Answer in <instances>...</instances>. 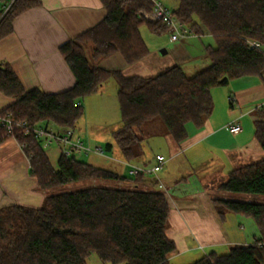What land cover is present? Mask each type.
I'll list each match as a JSON object with an SVG mask.
<instances>
[{"label": "trees", "instance_id": "obj_1", "mask_svg": "<svg viewBox=\"0 0 264 264\" xmlns=\"http://www.w3.org/2000/svg\"><path fill=\"white\" fill-rule=\"evenodd\" d=\"M102 21L60 46L75 75V84L59 93L39 88L26 90L7 62L0 63V91L14 102L0 113H10L30 125L75 127L83 115V99L110 79L117 82L122 125L113 138L127 161L144 155V143L156 135L158 119L176 145L189 136L188 125L201 128L214 110L212 89L242 76L264 75V0H178L172 9L197 35L211 34L216 46H207L211 64L193 76L173 65L155 76H127L120 69L96 61L120 52L128 63L149 53L141 34L146 24L153 31L168 30L163 22H149L141 10H152L154 0H101ZM41 0H0V39L14 30V19L41 6ZM91 44V58L86 52ZM254 136L264 151V105L256 110ZM156 126V125H155ZM15 137L25 145L37 188L47 191L77 181L123 183L141 180L60 154L54 167L33 132L8 134L0 125V139ZM113 144H106L111 150ZM223 193L264 195V157L234 168L218 186ZM218 213L252 217L260 237L229 252H210L189 264H264V202L216 196ZM170 203L162 190L134 187L88 186L45 195L40 207L11 204L0 207V264H89L95 253L104 264H172L177 244L167 234Z\"/></svg>", "mask_w": 264, "mask_h": 264}, {"label": "crops", "instance_id": "obj_2", "mask_svg": "<svg viewBox=\"0 0 264 264\" xmlns=\"http://www.w3.org/2000/svg\"><path fill=\"white\" fill-rule=\"evenodd\" d=\"M41 1V6L19 14L14 19L13 32L0 39V63L11 65L26 90L39 88L46 93H59L76 81L60 46L102 21L107 11L101 0ZM175 1L176 7L178 0ZM146 29V36L142 31L141 34L149 53L142 59L130 64L116 52L96 62L107 69H120L127 76H155L173 65L182 66L188 76H193L211 64L207 46H216L211 34H190L171 41L167 29L153 31L148 25ZM227 84L231 86L229 90L220 91L218 97L212 89V114L201 128L188 126L189 136L182 144L176 145L166 135L170 158L189 167L190 172L172 175L162 168L156 176L143 175L141 180L130 178L123 182L167 194L170 203L167 234L177 244V251L170 255L172 264H189L210 252L225 254L234 245H248L260 237L252 217L232 212L221 216L212 200L220 191L217 186L231 170L264 157L254 136L256 110L264 105V75L242 76ZM106 86L107 82L99 91L103 93ZM115 87L118 89L117 82ZM13 102L14 98L0 91V112ZM233 123L241 125L239 132L230 130ZM76 131L82 138L85 136L83 130L76 128ZM85 133L90 135L88 131ZM104 137L100 139L103 141ZM101 143L90 138L88 145L103 149ZM113 148L114 144L108 151ZM144 151L143 156L133 161L107 157L99 163L100 157H95L97 162L91 163L134 178L133 166L152 163L159 154H150L145 148ZM192 169H199L200 173ZM22 189L28 192L29 200L23 199L25 202L17 200L20 199L17 192ZM44 198L22 145L15 137L0 139V207L15 203L40 207Z\"/></svg>", "mask_w": 264, "mask_h": 264}, {"label": "rangeland", "instance_id": "obj_3", "mask_svg": "<svg viewBox=\"0 0 264 264\" xmlns=\"http://www.w3.org/2000/svg\"><path fill=\"white\" fill-rule=\"evenodd\" d=\"M163 3L170 7L171 9L175 8L174 2L175 0H162ZM143 25L141 28L142 34L144 37L146 36V28L147 25ZM205 36H208L205 35ZM148 42H150L148 40ZM213 45H215V40L212 42ZM264 49V46H263ZM86 52L88 56L91 58V44H88L86 48ZM115 78H110L107 81V86L105 91L102 93L100 91H97L83 99V108H84V113L83 115L78 119L76 123V128L77 130H83L84 131V140L87 146L88 143L91 140L95 138V141L100 140L103 146L104 153L101 154L95 150L96 145H90L89 147L92 149V151L89 152H82L78 153L76 156L78 159L85 161V162H97V159H94L95 157H100L99 163H103V158L107 159L112 158V159H122L123 155L118 147L117 143L115 142V139L113 138L112 130L120 127L122 125V119H121V110H120V105L117 97V88L115 87ZM230 84H225V85H220V86H215L213 87V94L215 97H218V93L222 90H229ZM233 97V96H232ZM102 99V100H100ZM156 125V126H155ZM155 125H151L153 131L155 132L156 135H154L152 138H150L148 141L144 143V148L146 151H149L150 154L152 152L154 154H162L165 156L167 159L165 166L163 167L164 171L167 172V174H175V175H182V174H187V172H190L191 169L187 167L186 165L182 166L181 164L177 163V160H172L170 158V148L168 145V136L164 133L165 126L162 122V120L158 119ZM192 124H189L190 126ZM53 126V125H52ZM193 126V125H192ZM54 127V126H53ZM85 131L90 132V135L88 133H85ZM103 136L104 139L103 141L100 139ZM107 136V139H106ZM167 137V138H166ZM111 142L114 144V148L111 152H109L106 149V143ZM97 152L99 154L94 153ZM46 153L48 157L50 158L52 164L54 167H57L58 164V158L61 154V147L57 143L52 145L49 149L46 150ZM120 155V157H119ZM155 156V155H154ZM125 159V158H124ZM156 161V159H155ZM155 161L148 162L147 165H143L146 167L152 166ZM197 168V167H196ZM196 171L198 174L200 173L199 169H192ZM162 171V170H161ZM158 174V173H157ZM145 176H156V174H148L145 173ZM93 185H98V186H113V187H134L136 186L131 185L129 183H126L125 185L123 183H119L117 181H106V180H87V181H77V182H72L69 184L61 185L58 187H54L52 189H49L47 191H43L41 189H38L40 193H43L45 195L48 194H53V193H60V192H65V191H71V190H77L80 188L88 187V186H93ZM218 187V186H217ZM216 190V189H215ZM24 189L18 190V195H20V199L17 200H27L29 197L27 196L28 192ZM217 196H227L230 198H235V199H248L256 202H264V195H250V194H242V193H223L222 191H218L215 193ZM24 199V200H23ZM29 200V199H28ZM21 202V201H18ZM43 204V203H42ZM88 263L89 264H104L98 256L93 253L89 256L88 258Z\"/></svg>", "mask_w": 264, "mask_h": 264}, {"label": "built area", "instance_id": "obj_4", "mask_svg": "<svg viewBox=\"0 0 264 264\" xmlns=\"http://www.w3.org/2000/svg\"><path fill=\"white\" fill-rule=\"evenodd\" d=\"M140 14L149 22H163L168 27L171 41H177L190 34H195L193 30L188 28L177 18L173 10L166 6L162 0H154L153 9L150 11L141 10ZM250 45L256 48L261 47V44L257 41H251ZM0 125L5 128L8 134H13L16 131H23L26 134L33 132L35 137L40 140L45 150L57 143L61 147V154L67 157L76 156L78 153L82 152L92 151V149L86 145L82 136L77 133L75 127L56 128L45 123L32 126L26 120L15 119L10 113H0ZM229 128L232 132H239L241 130V125L239 123H233ZM21 145L24 148L25 145ZM95 150L101 154L104 153L101 147ZM166 161L167 159L164 155L157 154L156 161L152 166L135 165L131 172L157 174L163 168Z\"/></svg>", "mask_w": 264, "mask_h": 264}]
</instances>
